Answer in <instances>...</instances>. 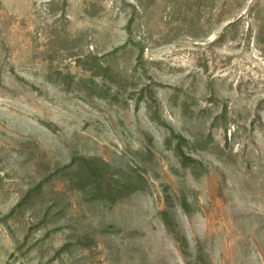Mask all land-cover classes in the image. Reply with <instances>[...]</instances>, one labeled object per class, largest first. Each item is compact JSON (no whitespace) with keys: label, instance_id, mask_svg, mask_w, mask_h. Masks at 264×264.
<instances>
[{"label":"rangeland","instance_id":"374dc122","mask_svg":"<svg viewBox=\"0 0 264 264\" xmlns=\"http://www.w3.org/2000/svg\"><path fill=\"white\" fill-rule=\"evenodd\" d=\"M0 264H264V0H0Z\"/></svg>","mask_w":264,"mask_h":264}]
</instances>
